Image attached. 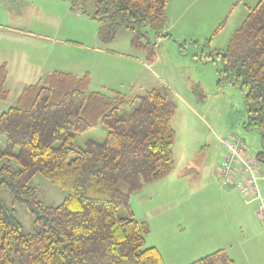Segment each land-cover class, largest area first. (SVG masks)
I'll use <instances>...</instances> for the list:
<instances>
[{
	"label": "rangeland",
	"instance_id": "obj_1",
	"mask_svg": "<svg viewBox=\"0 0 264 264\" xmlns=\"http://www.w3.org/2000/svg\"><path fill=\"white\" fill-rule=\"evenodd\" d=\"M259 1L170 0L164 29L137 27L143 34L137 40L134 30L113 31L108 19L95 18L93 0L86 2V13L73 9L72 0H0V65H7L9 89L0 115L16 105L26 84L52 71L89 73L90 91L119 90L128 97L168 88L177 104L173 170L130 197L134 216L150 227L146 246L158 247L166 264H191L218 249L236 264H264V224L255 203L218 175L222 138L241 137L253 158L264 151L259 130L245 126L244 89L223 61L231 38ZM107 134L100 120L75 145L103 142ZM5 146L0 134V148ZM11 165L19 168L16 160ZM30 185L49 206L67 197L40 174ZM119 188L128 189L123 183ZM0 197L27 233L38 229L34 214L3 184Z\"/></svg>",
	"mask_w": 264,
	"mask_h": 264
},
{
	"label": "trees",
	"instance_id": "obj_2",
	"mask_svg": "<svg viewBox=\"0 0 264 264\" xmlns=\"http://www.w3.org/2000/svg\"><path fill=\"white\" fill-rule=\"evenodd\" d=\"M87 1L72 0V8L86 13ZM93 1L95 18L108 19L113 31L134 30L137 40L143 35L137 27L162 30L168 20L170 0ZM223 61L244 89L245 126L259 130L264 148V0L236 30ZM7 79L2 64L0 101L9 96ZM90 81L89 73L49 72L26 84L16 105L0 115V134L6 138L0 184L26 205L38 226L27 233L0 197V264H166L157 247L146 246L150 227L134 216L130 197L173 170L176 101L166 87L128 97L119 90L90 91ZM100 120L108 129L106 139L76 147V138ZM257 158L264 162V151ZM37 174L67 191L60 205L38 198L30 185ZM191 264L236 262L218 249Z\"/></svg>",
	"mask_w": 264,
	"mask_h": 264
},
{
	"label": "built area",
	"instance_id": "obj_3",
	"mask_svg": "<svg viewBox=\"0 0 264 264\" xmlns=\"http://www.w3.org/2000/svg\"><path fill=\"white\" fill-rule=\"evenodd\" d=\"M223 161L218 175L223 184L237 187L250 202L264 224V169L262 161L251 157L239 136L221 139Z\"/></svg>",
	"mask_w": 264,
	"mask_h": 264
},
{
	"label": "crops",
	"instance_id": "obj_4",
	"mask_svg": "<svg viewBox=\"0 0 264 264\" xmlns=\"http://www.w3.org/2000/svg\"><path fill=\"white\" fill-rule=\"evenodd\" d=\"M151 246H153V245H151ZM156 247V246H155ZM158 248V247H157Z\"/></svg>",
	"mask_w": 264,
	"mask_h": 264
}]
</instances>
